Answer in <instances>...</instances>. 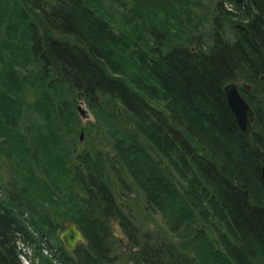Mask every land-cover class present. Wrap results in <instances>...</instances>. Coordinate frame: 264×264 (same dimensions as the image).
I'll return each instance as SVG.
<instances>
[{
    "label": "trees",
    "instance_id": "1",
    "mask_svg": "<svg viewBox=\"0 0 264 264\" xmlns=\"http://www.w3.org/2000/svg\"><path fill=\"white\" fill-rule=\"evenodd\" d=\"M203 1L212 15L193 20ZM263 78L264 0H0V153L14 176L0 264L28 248L30 264H264ZM229 83L254 112L248 136ZM77 100L107 135L121 194L97 153L65 145ZM131 186L164 230L136 222ZM56 194L84 237L72 252L48 211Z\"/></svg>",
    "mask_w": 264,
    "mask_h": 264
},
{
    "label": "rangeland",
    "instance_id": "2",
    "mask_svg": "<svg viewBox=\"0 0 264 264\" xmlns=\"http://www.w3.org/2000/svg\"><path fill=\"white\" fill-rule=\"evenodd\" d=\"M207 5H209V3L206 4V2L203 1L200 5L201 11L192 9L193 11L191 14V18L193 20H196L197 17L202 14L209 15L210 13L212 15L211 7H207ZM185 25H187V23ZM186 27L190 28L191 26L188 25ZM204 29L205 28L202 27L200 29V33H206ZM78 107L81 109L83 114L79 113ZM75 109L79 117V129L75 134H66L64 132L63 139L65 145L71 150L73 155H76V153L80 154L83 151H87L90 153L92 158L94 157L95 153H97L98 157L97 159L95 158V160L100 159L102 165L98 166L100 172L106 177V179H108L109 186L111 187V189H113L114 193L121 194V189L117 184L114 175L108 170L104 163V158H106V155H110V148L107 143L108 139L105 131L102 129L101 125H99L95 116L83 101L77 100V102L75 103ZM81 133L82 136L80 138ZM13 177L14 176L10 163L0 153V187L4 189L7 188L8 185L13 182ZM130 190L131 191L128 193L129 198L127 202L134 212L136 222L140 225H143L145 229L151 231L161 232L162 230H164V224L162 223L160 216L153 215L149 211L144 210L142 199L137 194H135L136 192L134 191V187L131 186ZM59 196H61V194L53 196V199H50L52 204L50 205L51 207L48 208V211L52 214L56 222H59L60 225H62L63 221L62 219H60V212L62 209H64V202ZM113 233L121 243H127L125 235L116 224L113 226ZM25 253L27 254L26 258L30 261V258L32 256L30 249H26ZM42 255L48 258H51L53 256L51 252H48L46 255L42 252Z\"/></svg>",
    "mask_w": 264,
    "mask_h": 264
},
{
    "label": "water",
    "instance_id": "3",
    "mask_svg": "<svg viewBox=\"0 0 264 264\" xmlns=\"http://www.w3.org/2000/svg\"><path fill=\"white\" fill-rule=\"evenodd\" d=\"M243 86L248 90L250 89L249 86ZM224 95L230 110L234 114L240 132L244 136H248L251 131V125L255 120V115L249 104L240 94L238 84H227L224 87ZM78 111L80 114H83L79 107ZM81 136L82 133L80 134V138ZM261 176L264 182V162L261 168ZM58 240L65 250L72 252L78 244L84 242V237L76 223L72 220H67L58 231Z\"/></svg>",
    "mask_w": 264,
    "mask_h": 264
},
{
    "label": "built area",
    "instance_id": "4",
    "mask_svg": "<svg viewBox=\"0 0 264 264\" xmlns=\"http://www.w3.org/2000/svg\"><path fill=\"white\" fill-rule=\"evenodd\" d=\"M43 253H45V255L49 252L48 250H43ZM21 262L22 264H30V261L23 255L20 256Z\"/></svg>",
    "mask_w": 264,
    "mask_h": 264
}]
</instances>
